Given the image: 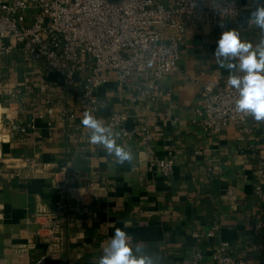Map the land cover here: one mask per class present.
Instances as JSON below:
<instances>
[{
    "label": "crops",
    "instance_id": "obj_1",
    "mask_svg": "<svg viewBox=\"0 0 264 264\" xmlns=\"http://www.w3.org/2000/svg\"><path fill=\"white\" fill-rule=\"evenodd\" d=\"M217 1L224 0H200ZM237 2L241 13L234 21L183 19L188 31L179 70L157 84L155 101L138 106L154 136L150 148L110 125L113 114H126L125 127L132 130L136 106L130 88L109 73L94 115L117 145L131 149L133 161L123 166L90 143L91 131L81 127L84 75L67 84L21 49L0 56V264H98L116 227L127 233L134 255L152 264H212L222 243L247 264H264V202L256 193L264 191V122L251 119L252 132L243 140L233 126L205 133L196 116L202 83L228 81L213 54L222 31H237L254 49L264 41V31L249 19L264 0ZM143 81L134 75V84ZM61 105L77 119L63 121ZM33 120L35 128L23 136L19 128ZM171 143L175 172L165 177L151 165L168 157ZM50 217L58 228L55 240L42 230Z\"/></svg>",
    "mask_w": 264,
    "mask_h": 264
},
{
    "label": "built area",
    "instance_id": "obj_2",
    "mask_svg": "<svg viewBox=\"0 0 264 264\" xmlns=\"http://www.w3.org/2000/svg\"><path fill=\"white\" fill-rule=\"evenodd\" d=\"M172 2L168 7L165 0H123L120 4L109 0H0V56L8 57L21 49L28 60L44 62L46 70L57 73L67 84H74L84 75L78 109L81 119L86 111L95 118L98 91L111 81L109 73L114 74L121 86L131 90L130 100L136 106L132 117L135 126L127 130L125 125L130 116L117 113L111 116L110 125L124 137L140 138L150 148L154 136L138 106L144 100L155 101L157 84L179 70L188 31V23L183 19L201 17L202 23L216 25L220 20H237L241 13L237 0L209 4L200 0ZM168 30L172 32L166 42ZM135 74L143 76V83H133ZM43 93H47L45 88ZM199 99L196 116L202 120L205 133H220L233 126L243 140L251 134L252 118L236 112L239 92L227 82L202 83ZM60 108L63 121L77 119V113H70L63 105ZM34 124L33 120L27 127L19 128L21 134L26 136L35 128ZM81 127L92 131L83 124ZM165 149L168 157L156 161L151 168L169 177L175 172L176 145L171 143ZM260 172L264 175V162L260 164ZM256 193L264 202L263 189L258 187ZM47 220L49 224L42 229L49 234L45 239L55 240L56 221L53 217ZM218 229L214 228L209 236ZM202 259L199 254L198 260ZM212 264H247V261L231 254L229 243H222L215 250Z\"/></svg>",
    "mask_w": 264,
    "mask_h": 264
},
{
    "label": "clouds",
    "instance_id": "obj_3",
    "mask_svg": "<svg viewBox=\"0 0 264 264\" xmlns=\"http://www.w3.org/2000/svg\"><path fill=\"white\" fill-rule=\"evenodd\" d=\"M249 19L252 24L264 31V6L258 5L251 12ZM219 27L223 28L224 25L221 24ZM213 54L219 66L229 72L228 85L239 92L236 112L245 118L251 117L257 122H264V41L254 49L251 43L241 41L237 31H222ZM233 70L243 75H236ZM81 123L92 130L90 143L100 144L109 155L114 154L118 165L123 166L133 161L131 149L117 145L110 130L87 111ZM136 251H139V246ZM102 253L98 258V264H152L150 258L134 255L133 248L128 242V235L120 227L115 228L110 241L103 245Z\"/></svg>",
    "mask_w": 264,
    "mask_h": 264
},
{
    "label": "water",
    "instance_id": "obj_4",
    "mask_svg": "<svg viewBox=\"0 0 264 264\" xmlns=\"http://www.w3.org/2000/svg\"><path fill=\"white\" fill-rule=\"evenodd\" d=\"M109 1L113 4H120L123 0H109ZM128 124H131V121ZM128 130L131 131V128H129Z\"/></svg>",
    "mask_w": 264,
    "mask_h": 264
}]
</instances>
